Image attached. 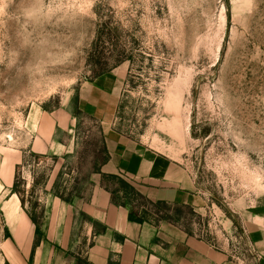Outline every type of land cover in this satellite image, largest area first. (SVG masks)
Segmentation results:
<instances>
[{"label":"rangeland","instance_id":"1","mask_svg":"<svg viewBox=\"0 0 264 264\" xmlns=\"http://www.w3.org/2000/svg\"><path fill=\"white\" fill-rule=\"evenodd\" d=\"M110 72L119 128L209 204L155 214L247 258L240 215L264 206V0H0V264H34L46 202L88 190L104 138L80 91ZM27 213L39 232L19 239Z\"/></svg>","mask_w":264,"mask_h":264},{"label":"crops","instance_id":"2","mask_svg":"<svg viewBox=\"0 0 264 264\" xmlns=\"http://www.w3.org/2000/svg\"><path fill=\"white\" fill-rule=\"evenodd\" d=\"M118 83L115 73H105L80 91L84 111L103 134L105 160L89 176L84 194L70 201L56 197L46 202L42 239L33 248V231L26 253L34 264H237L227 248H216L155 214L154 208L160 213L162 207H183L201 215L209 204L179 162L119 128ZM109 176L123 179L139 193L142 204L132 211L136 217L147 211L148 220H129L130 207L113 202ZM24 218L19 239L31 222L27 215ZM238 229L246 263L264 264V206L243 212ZM254 256L260 257L259 262Z\"/></svg>","mask_w":264,"mask_h":264},{"label":"trees","instance_id":"3","mask_svg":"<svg viewBox=\"0 0 264 264\" xmlns=\"http://www.w3.org/2000/svg\"><path fill=\"white\" fill-rule=\"evenodd\" d=\"M107 179L112 186H115L114 188L111 189L113 202L118 205L130 207L129 220L136 221L139 223L148 220V217L151 216V214H149L147 211H142V213L138 217H136L133 214L132 203L135 202L134 201L135 199L142 200L139 193H137L136 190L129 183H127L126 181H124L123 179L117 176H109ZM12 193L17 194L15 182H13V185H12ZM55 195L58 196L57 193H55ZM58 197L62 200L70 201V199H64L60 195ZM21 207L22 208L24 207L22 202H21ZM27 215L30 218L31 222L34 224L36 232H39V228H38L39 224L35 216L31 213H27ZM38 242L39 241L36 239V241L34 242L33 248L38 244Z\"/></svg>","mask_w":264,"mask_h":264},{"label":"bare ground","instance_id":"4","mask_svg":"<svg viewBox=\"0 0 264 264\" xmlns=\"http://www.w3.org/2000/svg\"><path fill=\"white\" fill-rule=\"evenodd\" d=\"M13 198H14L13 206L11 207V210H10L11 214H14L16 212L17 207H19V204H20V201L15 194L13 195Z\"/></svg>","mask_w":264,"mask_h":264},{"label":"built area","instance_id":"5","mask_svg":"<svg viewBox=\"0 0 264 264\" xmlns=\"http://www.w3.org/2000/svg\"><path fill=\"white\" fill-rule=\"evenodd\" d=\"M253 260L259 262L260 257L259 256H254ZM237 264H247L246 260L244 258L238 259Z\"/></svg>","mask_w":264,"mask_h":264}]
</instances>
